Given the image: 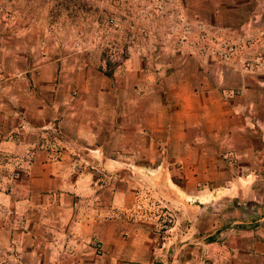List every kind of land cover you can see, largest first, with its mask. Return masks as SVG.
I'll use <instances>...</instances> for the list:
<instances>
[{
  "label": "crops",
  "instance_id": "1",
  "mask_svg": "<svg viewBox=\"0 0 264 264\" xmlns=\"http://www.w3.org/2000/svg\"><path fill=\"white\" fill-rule=\"evenodd\" d=\"M226 2L202 4L209 16L200 20L215 28L216 47L193 53L192 73L165 66L158 82L150 69L142 73L135 52L105 79L84 70L90 65L81 55L74 61L46 56L29 69L20 66L23 54L9 57L0 49V264H155V238L105 217L114 205L102 204L106 186H97L94 176L105 168H139L131 148L125 160L107 145L135 137L140 92L149 111L155 95L164 104L179 99V146L194 154L197 175L209 171L192 180L200 187L194 195L205 193L220 208L197 240L209 263L264 264V1L256 14L251 0ZM222 6L249 11L226 23ZM241 29L255 37L249 47ZM228 43L233 51L219 58L213 50ZM99 77L100 83L92 81ZM124 105L131 112L129 135L109 126L122 120L117 110ZM149 123L155 139L164 123ZM121 194L116 187V203Z\"/></svg>",
  "mask_w": 264,
  "mask_h": 264
},
{
  "label": "rangeland",
  "instance_id": "2",
  "mask_svg": "<svg viewBox=\"0 0 264 264\" xmlns=\"http://www.w3.org/2000/svg\"><path fill=\"white\" fill-rule=\"evenodd\" d=\"M224 1L236 0H0V49L6 50L9 57L23 54L20 66H30L29 69L41 65L46 56L58 55L74 61L81 55L90 65L83 69L105 79H108L105 72H112V77L118 66L135 52L142 58V73L145 68L150 69L158 82L163 79L161 69L165 66L167 72L185 67L187 73H192L193 53L216 47L219 41L212 36L215 28L209 20L207 23L200 20L201 15L209 16L202 4L213 2L220 6ZM251 1L256 3L252 14L262 12L261 7L257 8L264 0ZM248 11L236 13L223 6L220 9L226 23ZM241 30L249 47L255 37ZM207 35L214 41L207 39ZM252 50L257 51L256 47ZM213 51L217 55L219 50ZM182 52L186 53L185 58L181 57ZM100 77L92 81L98 84ZM141 93L135 112L138 118L135 137L132 141L129 136L113 139L107 145V150L118 149L125 160L131 153L139 168L111 167L94 174L97 186H106L102 204L114 205V211L109 207L105 217L116 218L124 226L145 228L148 231L145 235L155 238L151 242L156 251L151 257L155 264H211L206 256L208 251L197 240L200 229L208 228L220 208L205 200V193L202 198L195 196L200 187L192 181L195 175L210 176L209 171L197 175L193 168L194 154L179 146V99L171 96L169 106H164L168 104L161 103L160 96L155 95L153 111H149ZM117 112L122 120H112L109 126L116 132L125 129L128 134L129 106L124 105ZM150 118L165 126L164 130L154 131L155 139L148 136ZM130 143L134 144L130 147ZM188 179L190 184L186 182ZM116 187L122 192L118 203L113 197ZM222 220L225 225V216Z\"/></svg>",
  "mask_w": 264,
  "mask_h": 264
},
{
  "label": "built area",
  "instance_id": "3",
  "mask_svg": "<svg viewBox=\"0 0 264 264\" xmlns=\"http://www.w3.org/2000/svg\"><path fill=\"white\" fill-rule=\"evenodd\" d=\"M233 49H234V46H232V45H228L225 49H222V50L217 51V55H218L220 58H225V57H226V54H229L230 52H232ZM95 247H96V251H97V253H101V252L103 251L100 242H97V243L95 244Z\"/></svg>",
  "mask_w": 264,
  "mask_h": 264
},
{
  "label": "trees",
  "instance_id": "4",
  "mask_svg": "<svg viewBox=\"0 0 264 264\" xmlns=\"http://www.w3.org/2000/svg\"><path fill=\"white\" fill-rule=\"evenodd\" d=\"M111 74H112V72H110V71L107 73L105 72V75H107V76H111Z\"/></svg>",
  "mask_w": 264,
  "mask_h": 264
}]
</instances>
